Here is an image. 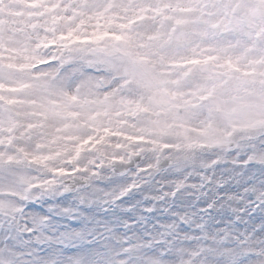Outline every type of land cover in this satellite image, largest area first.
Wrapping results in <instances>:
<instances>
[{"label":"snow or ice","instance_id":"1","mask_svg":"<svg viewBox=\"0 0 264 264\" xmlns=\"http://www.w3.org/2000/svg\"><path fill=\"white\" fill-rule=\"evenodd\" d=\"M0 264H264V0H0Z\"/></svg>","mask_w":264,"mask_h":264}]
</instances>
